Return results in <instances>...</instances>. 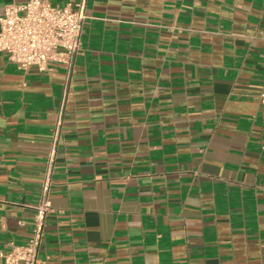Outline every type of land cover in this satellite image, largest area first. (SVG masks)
Segmentation results:
<instances>
[{"label": "crops", "instance_id": "1", "mask_svg": "<svg viewBox=\"0 0 264 264\" xmlns=\"http://www.w3.org/2000/svg\"><path fill=\"white\" fill-rule=\"evenodd\" d=\"M86 13L39 258L264 264V0ZM65 83L0 52V251L30 238Z\"/></svg>", "mask_w": 264, "mask_h": 264}, {"label": "built area", "instance_id": "2", "mask_svg": "<svg viewBox=\"0 0 264 264\" xmlns=\"http://www.w3.org/2000/svg\"><path fill=\"white\" fill-rule=\"evenodd\" d=\"M86 7L87 0H79L74 6H61L50 0H27L23 3L14 1L6 4L0 17V52L7 53L11 61L24 69L37 66L40 70H45L52 62L66 65V83L39 201L35 206L30 238L24 245L13 244L9 250L0 251L2 264H44L39 253L45 236L46 220L52 207L53 168L70 82L87 18ZM258 96L264 105V89Z\"/></svg>", "mask_w": 264, "mask_h": 264}]
</instances>
